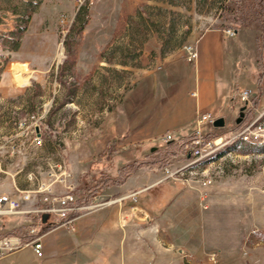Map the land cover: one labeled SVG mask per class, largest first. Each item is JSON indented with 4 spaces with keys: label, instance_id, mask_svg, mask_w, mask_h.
Masks as SVG:
<instances>
[{
    "label": "rangeland",
    "instance_id": "rangeland-1",
    "mask_svg": "<svg viewBox=\"0 0 264 264\" xmlns=\"http://www.w3.org/2000/svg\"><path fill=\"white\" fill-rule=\"evenodd\" d=\"M137 6L132 14L105 13L107 7L100 0H0V36L8 37L0 45V84L9 90L0 91V193L31 186L35 182L29 180L30 172L47 179L49 159L66 165L80 188L90 174L136 162L155 164L161 179L159 163L183 167L187 162L181 141L198 124L188 126L190 135L177 139L184 132L174 131L165 111L179 79L190 74L180 97L187 99L193 87L194 62L187 61L184 45H195L211 28H246L226 36L230 67L224 81L227 99L221 104L225 125L214 126L215 134L228 141L234 137L233 128L258 113L254 72L264 66V8L258 0H145ZM26 14L31 20L21 47L10 50L16 24ZM20 64V74L30 79L24 85L17 81ZM245 89L254 99L238 124L240 109L246 105L238 93ZM196 100L189 98L190 103ZM209 112L218 117L216 110ZM31 114L42 124V146L35 143ZM25 120L27 124L20 127ZM148 124L149 134L144 131ZM209 127L203 124L201 130L207 132ZM168 133L177 142H164ZM229 149L231 155L217 153L204 165L211 184L188 181L189 168L183 178L167 180L178 201L191 193L198 196L200 208L207 205L206 232L191 245L180 232L177 249H166L162 241V252L151 247L157 264H264V143L237 139ZM184 186L189 189L180 195ZM187 204H183L186 211L192 207ZM157 207L162 211L164 204ZM6 218L17 224L12 232H24L29 223L26 214ZM14 256L28 264L41 263L32 247Z\"/></svg>",
    "mask_w": 264,
    "mask_h": 264
},
{
    "label": "crops",
    "instance_id": "crops-1",
    "mask_svg": "<svg viewBox=\"0 0 264 264\" xmlns=\"http://www.w3.org/2000/svg\"><path fill=\"white\" fill-rule=\"evenodd\" d=\"M142 1L145 0H100V3L104 2L107 7L105 13L132 14ZM245 30L246 28L235 29L234 35ZM226 36L225 30L211 28L197 38L195 46L199 55L191 72L193 87L188 91L187 99L184 96L180 97L182 86L190 75L186 74L177 81L179 86L177 88L175 86L168 97L170 105L166 108L165 114L169 116V122L175 125L174 131L184 132L177 139L190 135L186 129L196 124L199 113L202 111L216 110L218 117L224 116L221 104L227 99L224 81L227 80L230 67L225 51ZM258 37L259 34L256 33V41ZM256 53L257 51L254 53L255 57ZM262 67L264 69V66ZM263 69L260 67L254 72L255 79L258 81V87L255 89L257 94L254 93L258 103L253 98L257 112L264 109V104L262 105ZM7 89L0 84V91L7 93L9 91ZM193 90L197 91L196 97L191 96ZM189 98L197 99L196 103H190ZM142 111L143 109L140 110L139 116ZM149 125H144V131H148L146 129ZM86 164L87 170L89 161ZM160 174L158 169L140 168L125 183L108 187L99 195V198L109 196V199H116V201L95 209L91 213L80 215L70 228L59 226L44 232L42 258L36 254L32 245L25 248L32 247L41 260L40 264H157L154 258L156 253L152 248L160 249L159 251L162 252L161 241L166 243L168 250L174 247L177 249L180 246L178 240L180 232L188 237L190 245L197 240L200 241L206 232L204 222L208 215L207 205H202L200 208L198 196L191 193H187L181 201H178L173 183L160 181ZM185 188L187 186L179 189L180 195L184 194ZM13 191L14 189L8 193ZM132 193H136L135 199ZM174 197L176 200L173 201ZM99 198L97 196L95 201ZM188 202L192 207L186 211L183 204L187 206ZM159 204H164L162 211L157 210ZM35 220L34 214H28L25 222H29V225ZM16 226L17 224L6 217L0 218V235L17 233L12 232ZM49 235L52 237L47 240ZM19 251L0 258V264H28L20 261L17 256L13 257Z\"/></svg>",
    "mask_w": 264,
    "mask_h": 264
},
{
    "label": "built area",
    "instance_id": "built-area-1",
    "mask_svg": "<svg viewBox=\"0 0 264 264\" xmlns=\"http://www.w3.org/2000/svg\"><path fill=\"white\" fill-rule=\"evenodd\" d=\"M78 1L82 2V0ZM225 33L234 36L235 31L232 28H227ZM184 49L187 61L195 63L199 55L197 47L194 44H186ZM191 96L196 97L197 91L193 90ZM238 96L246 104V107L249 103H252L250 89L241 91ZM261 113H264V109L258 112L250 121L233 128L230 136L245 135L251 139L262 140L264 138V121H261ZM29 118L34 120L31 124V130L34 134L35 143L42 146L45 143L42 124L35 114H31ZM216 118L209 111L199 113L198 129L187 139L181 141L182 154L187 163L204 153L215 152V146L227 138L223 134H215L216 132L213 129ZM206 123H209L210 127L207 132H203L201 126ZM26 124L27 120L19 123L20 127ZM163 141L177 142L171 133H168ZM47 163L49 165L46 173L47 179H45V176H42V178L37 177L35 172H30L28 178L35 182L31 186L25 189L17 187V192L0 193V218L12 214H34L36 217L35 222L29 224L24 232L0 235V258L29 245H32L36 254L42 258L44 256V244H42L44 232L59 226L70 228L80 215L91 213L95 209L116 201V199H108L105 202H97L95 201L97 196L93 197L90 202L82 201L80 196L82 193L79 190L78 183L73 181L71 170L60 161L54 162L49 159ZM205 169L190 170L188 181L201 183L203 186L211 184L212 177L209 173H206ZM186 172L188 171L182 172V167L174 168L168 164L163 167L161 181L183 178ZM131 195L134 199L136 198V193ZM43 213H49V218L44 223L42 222Z\"/></svg>",
    "mask_w": 264,
    "mask_h": 264
},
{
    "label": "trees",
    "instance_id": "trees-1",
    "mask_svg": "<svg viewBox=\"0 0 264 264\" xmlns=\"http://www.w3.org/2000/svg\"><path fill=\"white\" fill-rule=\"evenodd\" d=\"M259 3H261V6L264 8V0H258ZM31 20V14H26L23 16L22 19H19V21L16 24V30L13 31L14 34H16V37H14L13 44L9 46L10 50H18L21 47L22 44V36L23 33L28 29L29 21ZM8 41V37L0 36V45H5ZM10 60V57L5 58V61L2 66L7 65ZM258 103V101H256ZM164 157V156H163ZM157 163V162H154ZM150 165V163H147ZM146 163L142 162H136V164L132 165H124L119 168H117L115 171L110 172H101L99 175L96 176V174H90L85 179L86 181L83 182L82 187H79V190L84 191V193L81 196L82 201L84 202H90V200L93 199V197L101 194L106 190V188L114 186V185H121L125 183L128 178L133 175L138 168H141L142 166H146ZM167 162H161L159 163V168H163L167 165ZM147 165V166H148ZM150 169H157L155 164H152L149 166ZM96 173V172H95Z\"/></svg>",
    "mask_w": 264,
    "mask_h": 264
},
{
    "label": "bare ground",
    "instance_id": "bare-ground-1",
    "mask_svg": "<svg viewBox=\"0 0 264 264\" xmlns=\"http://www.w3.org/2000/svg\"><path fill=\"white\" fill-rule=\"evenodd\" d=\"M22 68V64H20V67L17 69L18 70V75H19V78H18V83L24 85L26 83L29 82V76H22L20 74V69ZM22 70V69H21ZM261 121H264V113H261ZM240 140L242 142H251V143H254V144H258V145H262L264 143V138L261 139H251L245 135H235L234 137H230V140L228 141H225L224 139L222 141H220L216 146H215V152H212V153H204L202 155H199L198 157L196 158H193L192 161L188 162V163H185L184 166L182 167V172H184L185 168H189V171L190 170H200V169H203V168H206V163L208 161H211V159H214L215 156L217 155V153H222L223 156H227V155H230V153L232 152L229 147L231 146L232 144V141L234 140ZM229 149V150H228ZM218 160V159H217ZM216 160V161H217ZM210 165V163H209ZM208 167V166H207ZM188 171V170H187Z\"/></svg>",
    "mask_w": 264,
    "mask_h": 264
},
{
    "label": "water",
    "instance_id": "water-1",
    "mask_svg": "<svg viewBox=\"0 0 264 264\" xmlns=\"http://www.w3.org/2000/svg\"><path fill=\"white\" fill-rule=\"evenodd\" d=\"M245 109H246V105L245 106H243V107H241V109H240V115H239V117L236 119V122L238 123V124H240L242 121H243V119H244V117H245ZM224 125H225V118L223 117V116H221V117H217L216 119H215V121H214V126L215 127H224ZM156 149V147L155 146H153L152 147V150H155ZM48 218H49V213H43V216H42V222L44 223V222H46L47 220H48Z\"/></svg>",
    "mask_w": 264,
    "mask_h": 264
}]
</instances>
